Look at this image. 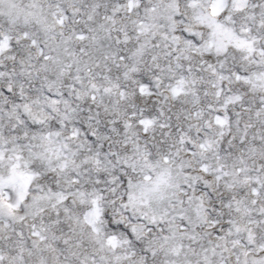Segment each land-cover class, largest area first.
<instances>
[{
	"label": "snow or ice",
	"instance_id": "obj_1",
	"mask_svg": "<svg viewBox=\"0 0 264 264\" xmlns=\"http://www.w3.org/2000/svg\"><path fill=\"white\" fill-rule=\"evenodd\" d=\"M0 264H264V0H0Z\"/></svg>",
	"mask_w": 264,
	"mask_h": 264
}]
</instances>
